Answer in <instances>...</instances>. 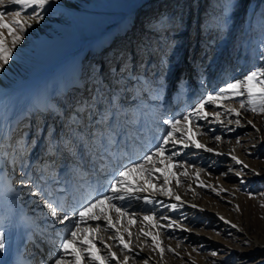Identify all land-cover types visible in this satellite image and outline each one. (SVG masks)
Listing matches in <instances>:
<instances>
[{
	"label": "bare ground",
	"instance_id": "obj_1",
	"mask_svg": "<svg viewBox=\"0 0 264 264\" xmlns=\"http://www.w3.org/2000/svg\"><path fill=\"white\" fill-rule=\"evenodd\" d=\"M145 1L146 0H92L91 3L89 4L85 2V5H83V7L81 8L80 7L72 8L70 7L69 3L66 0H54L53 3H51L49 6H46L44 20L39 24H34L31 29H28L26 31L27 33L31 32L32 30L37 31L44 24L48 22L52 23L53 22L52 14L50 13V11L52 10V6L55 5L57 6V8L59 6L62 8L61 12L67 15V20L65 22L66 23L65 26L64 25L61 26L64 29L62 30L64 33L59 35V38L53 37L55 40L59 42L53 41L51 43L52 46L50 50L51 52L49 55H47L48 61H50L51 64L49 66H44L47 64V62L46 63L39 62L33 72L29 68H25L24 73L20 74L19 70H21L22 64L13 61L14 62L13 64L16 69L14 70L13 79H15L16 76H18V78H16L14 81H12V79L6 80L4 75L0 74V218L6 219L7 221V223L5 224V231L7 233V243H8V247L4 251L5 254L2 255V253H0V264H52V261L54 260V258L57 257L59 253V246L60 243L62 242V238H64L65 233L68 231L70 225H68L67 222L65 225H60L54 222L52 218L48 215L46 209L44 208V203L47 200L52 199V200L63 201L65 202L66 205H72L77 201L82 202L83 198H85V193L88 191L89 188H96L97 186H99L100 190L103 191L104 187L108 184L109 180L112 178L114 173H116L125 164H128L132 160H136L138 157L142 156L145 152H147L144 147V140L147 141L145 136H149V134L151 135L150 136L151 140H149L150 148H152L153 145L157 143L158 136H156V131L158 130L156 128L157 126L159 127V129L163 127H161L162 125L160 123L158 122L156 123V121L155 122L152 121L150 122L149 125L145 126L141 122L140 123L136 122L133 117L130 118V115L126 114L127 110L125 109L122 112L124 113V117H120V119L115 122L114 126H112L108 122V120L105 121V124L103 123V125H100L97 124V121L99 120L101 115H98L97 119H95L94 117L92 123L93 126L91 127L93 133H95L96 136L92 137L93 140L91 141L90 146L87 148L86 151H84L85 154H87L85 155L86 157L85 162L84 161L82 163L78 162L76 159L73 158L74 152L71 151L69 152V148H65L63 149V153L65 154L68 153V156H70V158H68V161L62 162L58 170L54 169L52 171L49 170L52 167V164H50L49 166L48 163L47 167L49 169H47L46 174L45 175L40 174L37 176L36 173H38L39 171V167L36 164L37 160L40 157L45 156L47 153L53 152L48 149V139L50 138L47 135L46 129L49 126L54 125L55 121L59 120L60 117L54 115L55 120L51 119V121H48V123H46V129L42 136V140L44 142L42 143L34 142L32 147L26 149H24V146H20L19 153L26 152L29 149L30 155L28 154L29 157L28 155L25 157V160L27 159L26 161L25 160L21 161L19 160V158L16 159L21 161L20 165L22 163L25 166L28 176L32 180H34L37 184L40 185L39 191H41L42 195H38L35 198L29 194L30 191L33 190L30 186L21 187L19 185H16V183L15 184L13 183L16 180L19 181L21 178H23L24 174L21 170L20 165H19V169H17L18 172L17 171L15 172L14 170L13 176L10 177L6 174V170H7L6 168L12 166V163L5 164L6 153L3 152V150L1 149L2 146H4L2 145V141L7 138L9 139V137L12 136L14 131L19 127L21 120H23L27 116V114H29L27 117L30 118V116H32L33 113H36V115L37 114L40 115L41 113L44 114V112L47 109V115H48V110L51 109L49 108L50 105L53 106L57 105V107H60L62 105L63 110H65V112L61 111L62 114L65 113L67 120L72 122V119L75 117L76 108L78 107V105L81 102H85L87 100L89 103L91 102L88 95L90 92L91 94L93 93L92 90H95L96 95L97 96L99 95L100 97H102L101 91H106V92L109 91L108 95L105 98V101L108 99L107 104L111 101L112 107H114L116 104V96H114L113 94H115L116 87L121 86L123 87V91L125 90L128 92L129 88H132L134 85L135 87L133 88V90L139 86L138 84L140 82L141 83L145 82L142 76L136 75L135 73L139 71V68L140 70H142L143 68L142 65L139 66L140 53H138V47H137V52L133 54L134 56H132L133 57L132 62L135 65L134 70L137 71L130 73V74L135 73L134 76L136 75V77L132 75L126 76V73L123 75L114 74L115 71L120 72L122 70L121 68L124 65V62L122 61L121 58L125 55L119 54V56H115L116 58L114 61L113 60L111 61V63L113 62L112 65L115 66V69H112L107 74H114L113 77L115 76V78L113 79L108 78L104 71L102 72L103 76L101 74H98V77L100 75L102 77L100 76L99 78H97V75L93 77H88V75L90 74L89 72L90 66H87L85 65L87 63H84V59L88 54L91 55L98 53L100 54L103 51L102 49H105L108 43L112 41V39L115 38L117 35L120 36L123 33L125 34L130 33V31L134 28V26H136L135 23H137V21L139 22L140 20L139 24L137 25L145 24V22L148 23V20L146 18H145L146 20H144L143 16H139L141 14L140 7ZM209 1L210 0H205L204 2L205 4L206 3L208 4ZM164 2L165 1L155 2V0H153L149 2L148 5H146L148 6V9L150 8L152 9L153 6L158 4L157 7L158 12L156 11L155 13V11H153L155 13V17H154L155 20L161 17L160 10L164 7L163 4ZM200 5L202 6V4ZM12 7H16L15 12L22 11L23 13H29V14L31 12V9L28 8L22 9L20 5H15V4H7L6 7L0 9L8 10L9 8ZM221 7L222 5L219 2V0L215 2L212 0V3H210L209 6V10L214 12L213 15L214 14L217 15L218 13L221 12L222 10ZM150 11L152 10H149L147 12ZM162 12L163 11H161V13ZM176 13H178V9L176 10ZM156 14H159L160 16L158 17L156 16ZM7 15H11V13H8ZM218 16L221 17V15ZM239 17H240V13L236 15L235 20H238ZM20 18L25 19L27 17L25 15H22ZM131 19L133 20L132 22H134L133 24L131 23ZM199 21H200V30H199L200 34H199L198 45L200 46V43H203L202 41H200L201 39H205V37L208 38L210 37L209 40L208 39L206 40L207 41L206 44L213 49L218 48L221 50L220 57L214 60L210 64L213 67L215 65L217 66L216 72L218 73V76L216 79H210L208 76L205 78V80L201 81L200 79L202 77L201 75L202 67H204L202 65L203 58L199 57L197 61L192 60L191 63L189 61L187 71L185 72L190 73V75L195 79V82L193 83L185 82L183 84H177L175 91L173 93H170L171 95L169 94L170 98L164 97L161 100L158 99L159 101L155 100L153 102L154 104H157V106H160L159 108H162L164 112L170 110V107L172 108V106H174L175 109L173 111L174 114L173 117L167 116L166 117L167 119H177L178 117H180V113H182L185 108H190L191 107L190 101L193 98V94L198 95L205 89L213 90L214 88H216L215 87L216 85L225 82V80L229 78L227 71H225V69H227L226 63L229 62L228 59L229 53L227 54L226 49L231 47L232 44L234 43V36L235 34L238 33V30L235 28L234 31H231L230 34L228 35V31L226 33V29H225L224 32V29L222 27V26H226L225 20L218 19L217 23L213 24L212 27L210 26V24L209 25L206 24L204 19L203 20L201 19ZM202 21L206 24V26L205 24L201 25V23H203ZM146 30L149 35L152 34V29L149 30L146 29ZM0 31H5V30L0 29ZM232 32L235 34L231 35ZM138 33L139 36H142L143 34L142 31L141 32L138 31ZM138 33L136 34L133 33L134 37H136L137 40H138V36H137ZM190 33H191L190 30L187 31V29H185L184 31L178 32L177 35H188ZM216 34L218 35V37H216ZM170 36L168 38H166L165 36L162 39L163 49L167 48L170 45V38H171ZM129 37L127 39H129ZM47 39L48 37L46 38V40ZM136 39L135 41H137ZM146 39L142 44L144 51L146 48L149 47V45H151L150 48L152 50L153 40L147 39L150 40L151 44L145 47ZM62 43L63 45H61ZM179 44L180 43H175L173 48H171L172 57L176 55L175 51L178 49ZM128 46L129 45L127 44V47ZM131 47L132 45L129 47L130 48L129 50H126V52L128 53L127 57L131 56V54L129 55L131 51ZM142 47L140 49H142ZM40 59L41 58H39L38 60ZM185 59L186 56L184 57L183 61L178 60L181 66L186 65ZM143 60L144 58L142 59V62ZM178 61L176 60L177 64ZM105 65L106 64L103 63L102 67H105ZM197 65L199 66V68H196ZM161 66H164V64ZM213 67H211V69H213ZM137 79H139V81ZM122 81L123 82L128 81L129 84L128 85L126 83L124 84L122 83ZM10 82L12 83L9 84ZM97 83L99 85H97ZM101 85L103 86V88ZM133 90L131 89V92ZM156 92L153 94L154 99L158 98V95L160 93V91L159 93ZM161 92L164 91H162L161 89ZM165 93L166 96H168L169 93L168 90H166ZM186 96L188 97L187 101L184 104L182 103L181 106H178V104L180 103L178 101L179 100L185 101L183 100V98ZM113 102L115 104H113ZM100 103L102 104L104 102L101 101ZM127 105L128 102L125 106ZM150 105L152 106V103H149L148 105L149 108L151 107ZM105 113L106 112H104V114ZM160 113L162 112H159L158 114V116H160L159 119L162 116H164ZM56 117H58L57 120ZM29 122H30L29 126H31L32 128L30 137H32L34 136L35 134L34 132H36L39 123L37 122V124H33L35 123V121L32 120L28 121V123ZM210 122H211L210 120L208 122H205L203 120L197 122L199 128H202L203 131L206 133L204 135H201L200 141L202 143H206L208 147H212L219 152L227 154L228 153L227 150H225L223 147L225 143L230 140L229 139L227 141L226 139H228V137L231 136L230 134L232 132H235V129L232 128L231 131H226L225 129L218 130V128L212 126ZM118 124L120 126H117ZM40 125L45 126V121L41 122ZM55 127L56 126H54V128ZM122 131H123L122 134L123 139L125 135L126 137L128 135L129 138V140H127L126 143L127 146H129L127 148L128 150L120 149V148L119 151H117L115 148L113 150L109 149V147L106 145L110 146L113 143L112 138L114 137V134H117L115 136V139L117 140V137ZM103 132L104 135L106 136L105 138L107 142H103L102 144L99 145V143L96 142V140L94 139L95 137H98V135L100 137L101 133ZM91 133L92 131L89 132V134ZM211 134L221 135L223 137V140L221 142H215L214 136H212ZM159 136L161 135L159 134ZM210 136L213 137L212 140H209ZM99 137L97 139L100 140ZM63 146L64 145H62V147ZM227 158L230 159V156L215 155L214 153H208L203 150H196L193 148H189L184 150L176 158V160L181 163L184 162L188 163V161L192 162V160L193 162L196 161L198 164L204 165L207 168V170L211 172V170L213 171L214 169L216 170V168H219L220 163L224 162L225 159ZM232 166H236V165L233 164ZM184 168H188V164L184 163ZM34 171L36 173H34ZM91 174L95 176L86 178L88 175L90 176ZM234 176L235 175L231 173L228 174L225 178H233ZM184 183L181 184V188L185 186ZM181 192H184L183 188ZM92 194L94 195L95 193L93 192ZM181 198L182 200L185 201V204L183 207L178 208L175 212H168L165 209L161 208L159 205H151V207L153 208L156 207V212L159 215L161 216L168 215L171 216L172 219L174 220H180L182 216L186 217L187 220L185 227L194 225L196 222H198V219L196 217L198 216L199 213L200 214L203 213L205 215L211 216L208 213H204V211H200L199 207L195 209L189 207V205L194 204V202L192 203L191 200H190L191 202H188L186 200V197L185 198L183 197V194L181 195ZM157 199L163 201L165 204L176 203L174 199L167 197L162 198L160 195H157ZM139 202L141 203L140 200L133 199L131 201H126L124 203L126 208H128L132 213L137 214L136 212L138 211V209L142 208V206L145 205L144 203L139 204ZM202 208L204 209V207ZM190 213L191 215H189ZM164 222L167 223V221ZM95 223L97 222H89V225H84L82 227L95 226ZM100 223L102 224V229H103V222ZM167 230L171 236L173 235L175 236V238L177 237L183 238V234H182L183 232L177 229H167ZM188 233L190 235V233L193 232H188ZM110 235H113L110 230L109 231L101 230L99 232V236L97 237V239L98 240L104 239L105 242L112 243V241L108 240V236ZM41 239L45 240L44 243L46 244L47 247V252H45L44 255L37 254L36 249L33 248L34 240H41ZM253 248L255 250H264V244L256 243ZM135 250L137 253H139L138 257H140V259L138 257H137L138 259L137 258L130 259L129 264H144L146 259V258L144 259V256H146V253L144 252V250L143 252H140L139 248H135ZM114 251H118L119 253V250L117 248H115ZM249 255L250 254L248 253V250H245L240 254V259L245 261L247 259V256ZM67 264H74V261L70 256L67 257ZM87 264H92V262L88 261Z\"/></svg>",
	"mask_w": 264,
	"mask_h": 264
},
{
	"label": "rangeland",
	"instance_id": "obj_2",
	"mask_svg": "<svg viewBox=\"0 0 264 264\" xmlns=\"http://www.w3.org/2000/svg\"><path fill=\"white\" fill-rule=\"evenodd\" d=\"M66 1L72 8H81L83 7V5H85V2L89 4L92 0ZM151 1L153 0H146L140 7L141 14L139 16H143L144 20L147 19L148 23L145 22V24L137 25L139 24L140 20L139 22L137 21V23H135L136 26H134L130 33H123L120 36L117 35L112 39V41L108 43L106 48L104 47L105 49H102L103 51L100 54H88L84 59V63H87L85 65L90 66V68L88 67L90 72L88 77L97 75V78H99L101 75L103 76L102 72L104 71L106 73V76L112 79L115 78V76L113 77L114 74L123 75L125 73L126 76H134V74L136 73V75L142 76L144 78V83L140 82L138 84L139 86L137 85L138 87L134 90L133 88L135 87V85H132L133 87L129 88L128 92L125 90L123 91V87L121 86L116 87L115 94H113L114 96H116V104L114 108H112V110L118 111L117 113L120 114L121 117H124V113L122 112L126 109V114L130 115V118L133 117L136 122H141L145 126L149 125L152 121L160 123L162 125L161 127L163 128L159 129L158 126L157 128L155 127L158 130L156 131V136H158L159 139V134L161 135L162 133H164L167 128V126L164 125L162 121L164 119H167V116L173 117V111L175 108L174 106H172V108L170 107V110L164 112L162 108H159L160 106H157V104H154L153 102L155 100L159 101L158 99L161 100L164 97L170 98V93H173L175 91L177 84H183L185 82H195V79L190 75V73L185 72L187 71L189 61L191 63L192 60L197 61L199 57L203 58L202 65L204 67H202V77L200 79L201 81L205 80V78L208 76L210 79H216L218 76V73L216 72L217 66L215 65L213 67L210 64L220 57L221 50L218 48L213 49L206 44V40H209L210 37L201 39L200 41H202L203 43H200V46L198 45L200 34L199 20L204 19L205 23L208 25L210 24L211 27L213 26V24L217 23L218 19L225 20L226 26H222L224 32L226 29V33L228 31L229 35L230 32L234 31V29L236 28L238 30V33H231V35L235 34L234 43L231 47H227L228 49H226L227 54L229 53V62L226 63L227 69H225V71H227L229 78L225 80V82L216 85V88H214L213 90L205 89L198 95L193 94V98L190 101V108L194 107L195 104L199 102V100L203 99L207 94L215 93L219 88L225 86L227 83L235 80H242L245 75H247L254 69L258 70V74L259 70L264 69V61H261L259 59L262 51H264V0H219L222 5V10L217 15H213L214 12L209 10V6L210 3H212V0H210L208 4H205V0H155V2L165 1L163 3L164 7L160 10L161 17H159V14H156V16L159 17V19L157 20H155L154 18L155 15H153V11H155V9L158 7V4L153 6L152 9H148V6H146ZM213 1L215 2L218 0ZM200 4H202V6ZM59 7L57 8V6L55 5L52 6V10L50 11V13L52 14V23L48 22L44 24L37 31L32 30L29 33L26 32V38L15 50V58L11 60V62L5 67V70L3 72H0V74L4 75L6 80L12 79V81H14L16 78H18V76H16L15 79H13L14 70H16L13 61L22 64V68L21 70H19L20 74L24 73L25 68H29L33 72L39 62H47V64L44 66H49L51 64L50 61H48L47 56L51 52V43L53 41L59 42L53 37L59 38V35L64 33L62 31L64 29L61 26H65V22L67 20V15L61 12L62 8ZM177 9L178 13H176ZM149 10L152 11L147 12ZM0 11H4V20L7 23H12V21L16 18L12 15L16 11V7L9 8L8 10L0 9ZM161 11L163 12L161 13ZM8 13H11V15H7ZM238 13H240V17L238 18V20H235V17ZM218 15H221V17ZM132 19L131 23L133 24L134 22H132ZM205 23L203 22L201 23V25ZM146 29H152V34L149 35ZM185 29H187V31L190 30L191 33L188 35H177L178 32L184 31ZM4 30L5 31H0V33L4 34L6 43L11 46V39L7 36V30ZM138 31H142V36H139ZM133 33H138V40L136 39V37H134ZM217 34L216 37H218ZM165 36L166 38H168L169 36L171 37L170 45L167 48L163 49L162 39ZM47 37L48 39L46 40ZM128 37L129 39H127ZM134 38L137 41H135ZM146 38L153 40L152 50L150 48L151 45H149L151 44V42ZM145 39L147 43H145V47H147V45H149V47L144 51L142 44ZM125 43H127L129 46L127 47V44ZM175 43L180 44L178 49L176 51L174 50L176 52V55L172 57L171 48H173ZM130 44L132 45L131 51L129 53V55L131 54V56L127 57L128 60H130V63L124 64L120 72L115 71L114 74H107L112 69H115V66L112 65L113 62L111 63L112 60H115V56H119V54L128 55L126 50L130 49ZM61 45H63V43ZM137 47L138 53H140L139 66L142 65L143 67L142 70H140L139 68V71L132 70V56H134L133 54L137 52ZM141 47L142 49H140ZM185 56L186 65L181 66L178 60L183 61ZM39 58L41 59L38 60ZM143 58L144 60L142 62ZM176 60L178 61V64ZM105 61H107L108 63ZM102 62L106 64L105 67H102ZM163 64L164 66H161ZM211 67H213V69H211ZM196 68H199V66L197 65ZM125 69L128 70L125 71ZM133 72L135 73L130 74ZM98 74L101 75L98 77ZM136 75L134 77H136ZM137 80L139 81V79ZM11 83L12 82H10L9 84ZM122 83H126L127 85L129 84L128 81H122ZM157 84H162L164 86L162 88V91L164 92H161V89L159 90L160 93L159 91L156 92ZM131 89L133 90L132 92ZM166 90H168L169 92L168 96H166ZM155 92L159 93L158 98L156 99L153 98V94ZM187 98V96L183 98V100L185 101L179 100L178 102L180 103L178 104V106H181L182 103L184 104L187 101ZM240 99L245 100L246 108L251 107L247 104L246 96L223 102V105L219 109V111H221V119L225 121V124L227 123L228 119H232L233 121L235 120L234 116H230L225 113V109H239ZM127 102L128 105L125 106ZM149 103H152V106L150 105L152 108L148 107ZM190 108H185L183 112L180 113V117H178L177 119H180L184 114H186ZM206 110L212 112L216 111L217 109L213 106H209ZM159 112H162L160 114L164 115L160 119V116H158ZM109 114L110 113L108 111V116ZM28 115L29 114H27V116ZM27 116L23 120H21L19 127L14 131L12 136H10L9 139L7 138L2 141V145L4 146H2L1 149L6 153L5 164L12 163V156L15 152L20 151V146H24V149L30 148L36 140V133L38 132V128L34 136L28 137L26 135L28 131L26 128L27 122L30 121V118ZM213 119L214 118L209 119L212 126L217 127L218 130L225 129L224 124L212 123ZM195 120V117H193L192 127H195H193V131L198 132V121ZM248 120H252L255 127H253V125L247 124ZM100 125H103V123ZM117 126L120 125L118 124ZM229 127L231 129H235V132H232L230 134L231 136L226 139L227 141L229 139L230 140L225 143L223 148L227 150L228 153L232 152V154L236 155L238 158L243 160L245 164H248L250 166L248 170L244 171V176L242 175L241 177L234 176L233 178H225V176L223 177L221 175L222 173L228 172L230 167L234 168L235 171H240V166H232L233 163L231 159L227 158L224 162L220 163L219 168H216V170L214 169L213 171L211 170V172L207 170L204 165H200L196 161L193 162L192 160V162H186V164H190L193 167H188L187 171L189 175L182 177L183 180L186 178L184 180V185L186 187H182L184 192H181V185L178 188L176 187V178H171L170 186L173 187L175 192H177L180 196L183 194V197H186V200L188 202H194V204L198 205L200 209H203L202 207H204V213H208L211 215L209 216L203 213H199L196 217L198 219V222H196L194 225L188 226L192 229L191 232L193 233H190L189 235L187 231H184L182 233L183 238H175V236H171L167 229L160 231L159 238L161 240V246L165 249H167L168 247L175 249V251L179 253L178 257L174 256L172 252H168L167 250L165 251L163 258H161L159 251L155 253L152 252L151 249L153 245L150 238L143 237L140 234L139 230L140 228H144L145 231L152 232L153 234H156L158 230L153 229L147 222H138L136 225H129L128 218H124L123 224L120 227H122V229L127 228L132 232L133 246H136H134V248L143 249L146 253L144 259L149 257L151 258L150 264H190L191 261H194L195 264H213L214 260L222 261L223 264H264V250H255L253 248L256 243L264 244V113H259L258 111L256 114H254L250 110L244 111L241 126H236L235 123H233L232 125H229ZM48 130L50 132L52 130V126H50ZM211 135L215 136V134ZM150 136V134L149 136H145V138L147 139V141L144 140V147L146 151L148 148H150ZM200 138L201 135H198L199 140ZM238 138L241 141V143L239 144H237L236 142ZM123 144L124 142H121L120 147H125ZM106 146L111 149L115 145H113L112 143L110 146ZM28 154L29 149L26 152L20 153V155L24 157V160ZM75 156L76 160L82 163V158L84 156L81 157L79 154H75ZM17 158H19L20 160L19 156H17ZM19 160H16V164L12 163V166L6 168V174L8 176L11 177L14 175V170L16 171L18 169V166L20 165L21 161ZM146 167L149 166L146 164ZM199 169H204V171L200 173L201 177H199V180H197L194 173ZM252 169L256 170L259 175L254 174ZM183 170V168H178L174 169L173 171L180 172ZM229 174H231V172H229ZM36 175L38 176L39 173H36ZM87 177H94V175L92 174ZM162 180L163 177H160V180L156 182L160 183L162 182ZM241 180H243V183H241ZM17 181L18 180L14 181L13 183H16V185H18ZM201 182L206 185L216 187L217 189L222 187L224 189H227L228 191L222 192L218 196L216 192H213L211 190V188L200 187L199 185ZM161 197L163 198V196ZM139 204H143V202L141 201V203L139 202ZM237 205L239 206V208H237ZM151 208L156 211V207L153 208L151 207V205L145 204L142 206V208L138 209L136 215L140 220H142L143 215L149 214L148 210H150ZM189 215H191V213ZM218 216H223L225 220H220ZM226 220L230 221L231 223H226ZM162 223L165 222L163 221ZM232 224H235L236 227L233 228L231 226ZM112 234L114 235L113 232ZM125 238L127 239V233H125ZM145 240L146 242H142ZM245 241H247L248 243H245ZM194 249L202 250L194 251ZM113 250H115V247H113ZM245 250H248V253L250 255L247 256V259L245 261H243L240 259V254ZM213 251H217L218 256L212 257L211 252ZM4 254L5 252L2 253V255ZM138 258L140 259V257Z\"/></svg>",
	"mask_w": 264,
	"mask_h": 264
},
{
	"label": "snow or ice",
	"instance_id": "obj_3",
	"mask_svg": "<svg viewBox=\"0 0 264 264\" xmlns=\"http://www.w3.org/2000/svg\"><path fill=\"white\" fill-rule=\"evenodd\" d=\"M54 0H0V8L6 7L7 4L20 5L21 8L31 9L29 13H23L17 11L12 15L16 17L12 23H7L4 20V11H0V29L7 30V36L11 39V46L6 43L5 36L0 33V72L5 70V67L9 65L12 59L15 58V50L21 45L22 41L26 38V31L31 29L34 24L41 23L45 18L46 6L53 3ZM25 15L27 18L21 19L20 17ZM122 61L124 64L130 63L127 55L123 56ZM259 59L264 61V51H262ZM128 69H125L127 71ZM164 86L157 84V92ZM230 94V95H229ZM247 97V104L250 108H246L244 99L239 100L240 108L225 109V113L234 116L235 120L228 119L227 123L221 119V111L223 102L228 100H235L240 97ZM101 97L98 95L95 99L99 100ZM91 99V98H90ZM99 107L98 105H95ZM213 106L216 111H207V107ZM89 108L85 102H81L76 108L75 117L72 119V125L80 126L86 124L89 119L94 118V113L89 115ZM250 110L256 114L264 113V69H254L243 77L242 80H235L227 83L225 86L219 88L215 93L207 94L203 99L199 100L194 107L190 108L186 114L180 119H165L162 121L167 126L166 131L161 134L157 143L149 148L147 152L138 157L136 160L130 161L113 174L108 184L101 191L100 187L89 188L85 193V198L82 202L77 201L72 205H66L65 202L60 200L49 199L44 203L48 215L52 220L60 225H65L66 222L70 227L65 233L64 238L59 246V253L52 261V264H67V257H71L74 264H87L91 261L92 264H129V260L137 258L139 253L136 252L133 247L132 240L133 234L127 229L120 227L123 224L124 218H128L129 225H136L138 222H147L153 229H157L156 234L145 231L144 228H140V234L145 238H150L153 245L152 252L159 251L161 258H163L165 251L172 252L174 256H179V253L175 249L168 247L165 249L161 246L160 231L164 229H177L181 232H191L190 227H185L186 217H181L180 220H174L171 216L159 215L154 209H150L149 214H145L142 220L125 207L126 201L133 199L140 200L144 204L159 205L161 208L168 212H175L178 208L184 206L185 201L181 196L174 191L170 186L171 178H176V187L178 188L183 181L181 177L188 176L187 168H184V163L176 160V158L186 149L193 148L196 150H203L208 153H214L215 155H228L234 165H239L240 171H235L230 167L228 172L222 173V176H227L229 172L237 177H241L245 170L249 169V165L245 164L243 160L236 155L229 153H222L212 147H208L206 143H202L198 139V135L206 134L202 128H199L198 132L193 131V117L197 121L203 120L208 122L210 118L213 123L224 124L226 131L232 129L229 125L235 123L236 126H241V121L244 111ZM108 119V113L101 115L97 124H102ZM247 124L253 125L252 120H248ZM96 136L95 133H92ZM102 135V133H101ZM73 139L83 140L80 128H74L72 131ZM98 138V137H97ZM213 137H209L212 140ZM223 137L221 135H215L214 141L221 142ZM237 144L241 143L239 138ZM61 144L67 147L64 141H59L53 133L52 138L48 141V149L50 151H58ZM17 156L23 161L24 157L20 155L19 151L15 152L12 156V163L16 164ZM146 164L149 167H146ZM159 165V166H156ZM21 170L23 172V178L17 181V184L21 187L30 186L33 190L30 191L32 197L42 195L40 185L32 180L28 174L25 166L21 163ZM188 167H193L188 165ZM183 168V171L176 172L174 169ZM204 169L197 170L194 175L199 180L200 173ZM253 173L259 175L256 170L252 169ZM159 174V175H157ZM163 177L162 182L157 183ZM243 183V180H241ZM200 187H209L213 192L219 196L222 192H227V189L213 187L206 185L203 182L200 183ZM95 193L94 195L92 193ZM143 194V195H142ZM157 195L172 198L176 203L165 204L163 201L157 199ZM189 207L197 208L196 204H190ZM237 208L239 206L237 205ZM205 211V209H199ZM224 221L223 216L219 217ZM167 221V223H162ZM89 222H97L95 226L82 227L89 225ZM103 222V229L102 224ZM231 223L230 221H225ZM6 219L0 218V253H3L7 247V233L5 231ZM119 225V226H118ZM233 228L235 224L231 225ZM101 230L111 231L114 235L108 236V240L112 243L105 242L104 239H97ZM127 233V239L125 238ZM142 242H146L142 241ZM245 243H248L245 241ZM99 244V246H98ZM86 246V247H83ZM179 246V244H178ZM113 247L118 251H114ZM103 249V252H102ZM202 249H194V251H201ZM143 252V249H140ZM122 254V258H121ZM212 257L218 256L217 251L211 252ZM150 257L145 259L144 264H150ZM190 264H195L191 261ZM213 264H223L222 261H213Z\"/></svg>",
	"mask_w": 264,
	"mask_h": 264
}]
</instances>
